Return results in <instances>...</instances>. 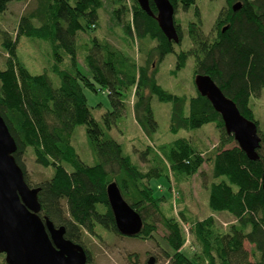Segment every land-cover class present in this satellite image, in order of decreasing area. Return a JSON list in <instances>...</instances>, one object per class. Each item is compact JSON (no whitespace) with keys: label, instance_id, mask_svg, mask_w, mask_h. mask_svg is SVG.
I'll return each mask as SVG.
<instances>
[{"label":"trees","instance_id":"1","mask_svg":"<svg viewBox=\"0 0 264 264\" xmlns=\"http://www.w3.org/2000/svg\"><path fill=\"white\" fill-rule=\"evenodd\" d=\"M12 1L23 0H0V15ZM226 1L227 11L221 12L216 22L217 34H205L200 18L190 22L187 28L191 46L177 52L176 43L166 37L157 20L137 0H132L130 7L125 0H114L119 7L112 9L111 17L121 26L125 41L137 42L144 59L140 65L124 49L93 34L104 8L103 0H38V7L21 17L14 38L4 33L2 46L8 58L5 68L0 67V114L17 143L15 159L31 187L23 161L28 148H32L37 163L53 169L50 179L35 186L40 187V215L56 226H65V237L85 248L87 264L91 257L82 241L85 232L95 234L99 225L119 233L108 200L109 183L116 182L125 200L142 216L144 224L137 236L150 238L156 228L146 217L151 208L160 211L161 202L168 198L158 194L159 188L153 186L152 180L163 176L169 192L171 175L190 178L207 160L212 163L214 178L208 186L209 208L213 213L229 214L234 221L225 229L213 214L192 221L190 231L199 250L189 257L183 251L184 224L162 214L168 231V264H264V131L259 129V158L251 160L237 144L226 148L235 141L234 137L226 133L221 115L207 97L198 91L190 97L171 93L157 80L159 66L168 54L177 53L178 71L193 57L194 78L198 73L210 75L259 128L250 100L260 96L264 88V0ZM171 2L175 8L181 5L188 9L196 0ZM236 2H241V7L234 11ZM150 6L156 13L152 1ZM123 15L131 17L124 20ZM225 26L228 28L222 32ZM176 27L181 43L182 30L180 25ZM79 32L89 36V42L83 44L86 72L79 67ZM23 36L39 38L50 45V71L59 79V85L54 86L48 72L34 74L21 62L18 46ZM65 63L66 68H62ZM85 90L107 92L114 110L108 113L110 123L106 127L94 118ZM128 92L135 97V120L147 136L158 129L151 105L156 96L172 104L173 133L213 123L221 132L218 150L205 158L190 139L181 137L160 145L164 157L155 154L156 167L142 170L108 132L121 115ZM80 125L85 126L89 147L98 159L93 165L84 163L72 144ZM152 152L148 145L141 158ZM245 241L252 246L250 250L245 248Z\"/></svg>","mask_w":264,"mask_h":264},{"label":"rangeland","instance_id":"2","mask_svg":"<svg viewBox=\"0 0 264 264\" xmlns=\"http://www.w3.org/2000/svg\"><path fill=\"white\" fill-rule=\"evenodd\" d=\"M73 2V0H71ZM104 8L100 11L98 28L93 34L99 35L117 47L124 49L126 53L135 59L140 65L144 59L142 54L137 50V42L128 43L125 41L121 26L117 20L112 19V9L119 7L114 0H103ZM130 7L132 0H125ZM38 7V0L12 1L8 4L6 11L0 15V67L5 68L8 58L6 50L2 46L4 33L10 34L13 38L19 25L21 17L27 16ZM228 3L226 0H197L195 6L183 9L178 6L175 14V20L182 30V42L176 44L175 50H187L191 46L188 38V24L202 20V28L205 34L215 36L217 32L216 22L221 12H226ZM196 11L198 16H196ZM130 15H123V19H130ZM36 24H39L35 21ZM89 42V36L84 32L77 35L79 47V67L84 69L83 57L86 50L83 44ZM177 53L168 54L159 66L157 80L159 84L171 93L190 97L195 95L197 88L194 83V58L189 57L185 67L181 70H175L177 62ZM18 56L21 62L34 74L48 72L54 86L59 85V79L51 73L52 55L50 45L39 38L21 37L18 46ZM63 64L62 68H66ZM175 71V72H174ZM92 114L102 126L106 127L110 120L109 112L114 110L107 92H94L85 90ZM135 97L128 92L125 97V105L121 115L115 118L114 123L108 130L110 136L123 145L124 153L130 155L138 166L146 171L156 167L157 161L155 154L160 152V145L172 142L178 138L185 137L190 139L205 158L214 155L220 146L221 132L213 123L203 125L198 129L190 131L180 130L173 133L170 130V116L172 104L170 102H161L156 96L152 97L151 105L154 111L155 119L158 122L157 132L147 136L135 120L133 104ZM250 106L254 111L255 118L259 121V129L264 131V88L261 95L251 97ZM110 123V122H109ZM72 144L77 150L81 160L88 164H95L98 159L92 153L86 136L84 125L77 126L72 137ZM237 144L236 141L230 143L226 148ZM148 145L153 149L152 153L141 158V154L146 151ZM23 161L26 167L27 176L30 184L35 187L51 178L53 169L44 167L37 163L32 148H28L23 155ZM171 191L168 192L167 181L161 177L152 180L155 187H160L159 195L165 194L168 198L160 204V211L150 209L146 221L154 224L156 230L150 238L143 236H123L119 233L109 231L97 225L95 234L85 232L82 237L84 246L90 254L88 264H149L151 257L154 258V264H168L165 253L170 252L166 242L167 229L163 223V215L176 217L180 223L185 224L187 231L184 252L193 256L198 250V244L192 239L190 227L192 221L203 219L213 214L217 223L222 228H227L234 221L233 217L224 212L213 213L209 208V191L208 186L214 180L212 173V163L207 160L197 174L190 178H176L171 175ZM147 183V181H145ZM184 213V217L181 213ZM163 214V215H162ZM189 240V241H188ZM188 242V243H187ZM245 248L250 250L252 246L245 241ZM5 262L4 254H0V264Z\"/></svg>","mask_w":264,"mask_h":264},{"label":"water","instance_id":"3","mask_svg":"<svg viewBox=\"0 0 264 264\" xmlns=\"http://www.w3.org/2000/svg\"><path fill=\"white\" fill-rule=\"evenodd\" d=\"M150 1L155 4L156 13L151 9ZM137 2L157 20L170 41L176 44L181 41L175 23L176 9L171 0ZM240 7L241 2L232 6L234 11ZM227 28L225 26L222 32ZM194 83L197 91L207 97L221 115L226 133L233 135L249 159L257 160L261 145L257 123L240 112L233 99L225 95L210 75L198 73ZM17 148L0 114V254L5 255L6 264H87L85 248L65 237V226H56L48 217L40 215V187H31L25 180L23 169L14 156ZM262 190L264 199V173ZM107 195L119 234L130 237L139 235L144 220L125 200L116 182L109 183ZM148 263L154 264V258L151 257Z\"/></svg>","mask_w":264,"mask_h":264},{"label":"flooded vegetation","instance_id":"4","mask_svg":"<svg viewBox=\"0 0 264 264\" xmlns=\"http://www.w3.org/2000/svg\"><path fill=\"white\" fill-rule=\"evenodd\" d=\"M196 2H197V0H196ZM196 4V3H195ZM195 4L194 5H192V6H195ZM179 6V5H178ZM178 6H177V8H178ZM177 8H175L176 10H175V14H176V12H177ZM175 22H176V24H178V22L175 20ZM179 25V24H178ZM216 34H217V32H216Z\"/></svg>","mask_w":264,"mask_h":264},{"label":"built area","instance_id":"5","mask_svg":"<svg viewBox=\"0 0 264 264\" xmlns=\"http://www.w3.org/2000/svg\"><path fill=\"white\" fill-rule=\"evenodd\" d=\"M160 188V187H159ZM184 228H185V231H187V228L185 227V224H184ZM189 241V240H188ZM188 243V242H187Z\"/></svg>","mask_w":264,"mask_h":264},{"label":"bare ground","instance_id":"6","mask_svg":"<svg viewBox=\"0 0 264 264\" xmlns=\"http://www.w3.org/2000/svg\"><path fill=\"white\" fill-rule=\"evenodd\" d=\"M247 118V117H246ZM9 128V127H8ZM10 131V130H9ZM18 149V148H17ZM109 185V184H108Z\"/></svg>","mask_w":264,"mask_h":264}]
</instances>
